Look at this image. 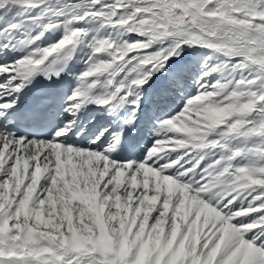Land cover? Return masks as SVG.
<instances>
[{
    "label": "snow or ice",
    "instance_id": "1",
    "mask_svg": "<svg viewBox=\"0 0 264 264\" xmlns=\"http://www.w3.org/2000/svg\"><path fill=\"white\" fill-rule=\"evenodd\" d=\"M0 264H264V0H0Z\"/></svg>",
    "mask_w": 264,
    "mask_h": 264
},
{
    "label": "bare ground",
    "instance_id": "2",
    "mask_svg": "<svg viewBox=\"0 0 264 264\" xmlns=\"http://www.w3.org/2000/svg\"><path fill=\"white\" fill-rule=\"evenodd\" d=\"M40 79V81H42L43 80V78H39Z\"/></svg>",
    "mask_w": 264,
    "mask_h": 264
}]
</instances>
